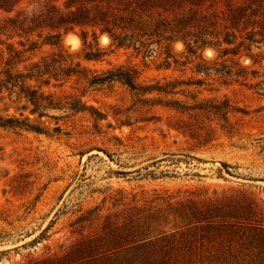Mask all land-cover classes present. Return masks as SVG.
I'll return each instance as SVG.
<instances>
[{"label": "rangeland", "instance_id": "1", "mask_svg": "<svg viewBox=\"0 0 264 264\" xmlns=\"http://www.w3.org/2000/svg\"><path fill=\"white\" fill-rule=\"evenodd\" d=\"M252 225L264 0L0 8V264H264Z\"/></svg>", "mask_w": 264, "mask_h": 264}, {"label": "trees", "instance_id": "2", "mask_svg": "<svg viewBox=\"0 0 264 264\" xmlns=\"http://www.w3.org/2000/svg\"><path fill=\"white\" fill-rule=\"evenodd\" d=\"M91 1H96V0H91ZM101 1L107 2L109 0H101ZM15 2H17V0H0V8L7 7V6H11V4H14ZM111 30L112 29L109 28V25H106V23H105V26L101 29V31L107 32L110 35V37L113 39V41H117V45H122L121 44V38L122 37L119 36V35L114 34ZM33 104H35V103H33ZM35 106H36V104H35ZM197 211L200 212V213L202 212V210H200V209L197 210ZM249 229H250V231L252 233L249 231L250 234H247V235L250 236V237H253V239H255V241H257L259 245H263V243H264V233L259 228V226L258 225H252V226L249 227ZM239 236H244V233L241 232V234ZM182 244L183 243L180 242V243H178V245L175 244L174 247L180 248L182 246ZM258 254L259 255L260 254H263L264 255V247H259ZM175 263H176V261L173 262L172 264H175ZM246 264H254V263H252L251 261H248V262H246Z\"/></svg>", "mask_w": 264, "mask_h": 264}, {"label": "bare ground", "instance_id": "3", "mask_svg": "<svg viewBox=\"0 0 264 264\" xmlns=\"http://www.w3.org/2000/svg\"><path fill=\"white\" fill-rule=\"evenodd\" d=\"M75 40V39H74ZM72 41V40H71ZM75 42V41H74ZM76 44V43H75ZM73 45H74V43H73Z\"/></svg>", "mask_w": 264, "mask_h": 264}]
</instances>
